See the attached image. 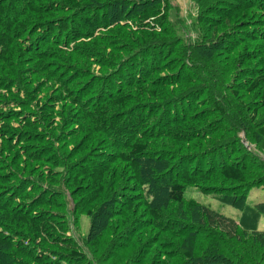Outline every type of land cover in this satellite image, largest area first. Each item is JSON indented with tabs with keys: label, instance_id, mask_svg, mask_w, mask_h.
Segmentation results:
<instances>
[{
	"label": "trees",
	"instance_id": "trees-1",
	"mask_svg": "<svg viewBox=\"0 0 264 264\" xmlns=\"http://www.w3.org/2000/svg\"><path fill=\"white\" fill-rule=\"evenodd\" d=\"M192 1L203 12L221 2ZM116 4L131 9L134 16L128 17L134 23L112 24L105 19L103 8ZM173 8L169 0H40L28 7L30 17L17 33L29 45L36 42L39 46L42 39L52 38L59 24L80 27L71 48L68 43L62 52L53 43L49 46L54 51L36 54L63 63L57 64L63 67L58 77L78 76L74 92L90 96L95 104L87 105L73 95L65 84L69 78L60 83L63 91L59 89L58 96L42 97L41 91L30 86L31 92L24 94L32 109L29 113L21 91L0 90V99L10 109L0 110V264H264V232L256 230L259 217L264 216V201L251 209L242 203L243 196H223L224 203L244 213L235 221L186 196L188 188L204 193L228 186L243 192L264 187V160L259 155H264V71L256 76L249 72L251 76L240 84L250 83L246 94L260 96L257 106L240 118L220 94H216L220 107H213L215 116L209 107L202 109V115L197 110L184 119L163 108L195 90L217 92L211 81L204 89L202 81L187 76V64L177 52L172 64L175 71L166 79L133 76L126 85L115 83L116 90L106 84L142 51L172 41L167 20ZM48 15L54 19H46ZM9 27L7 22L5 28ZM10 43L0 34V73ZM212 44L216 43L206 40L192 46L186 62L209 59ZM246 57L233 53L239 59L234 67L243 66ZM247 59L249 63L254 60L250 54ZM14 81L6 83L14 86ZM225 95L235 99L234 104L242 99L237 91ZM58 105L60 112L55 111ZM139 109L143 112L134 121ZM130 113L132 118L127 119ZM83 119L89 122L87 128L81 125ZM121 119L123 131L134 132L129 134L128 138L134 137L129 143H123L125 138L115 132L120 128L115 121ZM252 145L263 153L254 152ZM81 151L84 154L78 160ZM218 151L223 153L221 158ZM108 152L120 160L110 172L106 170ZM95 155H102L103 161H94ZM208 157L217 161L203 166ZM79 192L90 195L81 202ZM92 197L100 199L94 210L84 206ZM113 203L120 205L119 211H114ZM82 216L92 219L95 229L96 221L103 225L99 235L92 232L78 243L74 233Z\"/></svg>",
	"mask_w": 264,
	"mask_h": 264
},
{
	"label": "rangeland",
	"instance_id": "rangeland-1",
	"mask_svg": "<svg viewBox=\"0 0 264 264\" xmlns=\"http://www.w3.org/2000/svg\"><path fill=\"white\" fill-rule=\"evenodd\" d=\"M39 1L40 0H0V34L1 36H5V38L8 39L9 42H11L7 49V54L4 61L5 63L0 73V78H2V81L0 83L1 92L4 93L6 88H13L16 94H18V91H21L23 98L22 100L23 102H25V111L28 110L27 112L29 113L32 109H29L27 101L24 100V94H27V92H31L32 88H30V86L41 91L42 97L44 95L45 97L54 95L58 96L61 88L63 91V86L61 87L60 83H62V80L69 78V80L67 79L65 84L73 91V95H75L78 99H82L87 105L95 104L94 99H91L90 96L88 97L82 93L80 95L74 92V90L77 89V86L74 85V82L78 80V76L70 74L64 75L63 77H58V72L62 70L63 67L57 64L63 63L55 61V57H52L50 55L42 56L36 54L37 52L43 50L52 52L55 48H60L59 50L63 52L68 48V43H70L71 48L75 43V37H79L80 35L79 33H76L81 30L80 27H76L75 25H73V23L68 24L65 27H62L59 24L57 25L58 29H55L52 38L51 36H48L45 41L42 39L41 42L44 43L40 44L39 46L36 42H31V45H29L28 39L24 40V38H20L18 36V30L20 29L22 24L25 23V20L30 17L28 7L32 4L36 6ZM169 1L171 2V4H173L174 7L167 20L170 30H172L174 34L172 37V41L170 42V39H167L166 43L163 41L164 43L157 45L152 49L142 51V54L140 56L134 57L133 60L129 62V65L117 70V73H115L113 78L106 81L107 86L110 85L109 89L111 88L113 90L114 86L116 90L117 88L115 86V83L118 84V81H123V85H126L128 82L132 81L133 76H137V78L141 77L144 80L150 78L152 75L158 78L160 77L161 79H166L171 72L175 71V67L172 64L174 61L173 57H175V52H177L182 56V63L187 64L185 68V74H188L187 76L192 78L194 76V78L197 79L198 82L202 81L204 89L207 87L208 81H211L212 86H217V92L213 93L209 88V92L201 94L200 90H195L189 94H186L185 97L180 101L172 100L168 103L167 106L166 104H164L163 108H165L169 112L176 113L178 118L182 119L197 112V110L202 115V109L204 107H209L211 112L214 110L213 107H220V102L216 99V94H220V99L223 98L224 100L232 104L228 105L227 108L232 109V112L237 110L238 118L246 116V114H248L254 106H257L256 101L260 100V96L258 94H246L245 89L250 85V83H246L243 85L240 84L245 83L244 81L247 80V78H249L253 73L256 76L260 72L259 70L264 71V0H252L253 2L249 0H221V2L219 1V3L214 5V9H209L204 12L201 9L199 11L198 6L195 4L196 1ZM199 2L201 3V1ZM206 3L207 2L202 1V4ZM114 6L115 7L103 8V13L106 16L105 19L108 20V22L113 21L111 22L112 24L126 23L125 25L134 23L133 17H128L130 16L129 14H131L130 8L124 7L119 4H116ZM131 15L134 16L133 14ZM198 16L199 19L196 21ZM46 19L53 20L54 18L49 17L48 15ZM55 19L58 20V18ZM71 19L77 20L74 18L73 14H71ZM7 22L10 24L9 28H5ZM102 22H104V20ZM12 25H14L15 28ZM227 35H230L228 39ZM206 40H211V42L216 43L214 45L212 44L211 46L209 45L210 49L208 50H211L210 54H208L209 59H205L203 60V62H194L190 60L193 64L192 67L190 61L189 63L186 62L187 60H189L186 57V53L189 52L192 49V46H194L195 44H203ZM219 42L224 44H228V42L230 43L228 45H222L219 44ZM53 43H58L57 45H55V48L49 46ZM168 44H170V47H168ZM175 47H177V50H174ZM233 48L234 50L231 52ZM235 52L244 53L247 55V57L248 54H250L252 55L254 60L252 61V63H249L246 57L245 60L241 61V63H243V66L234 67L236 60H239H235L233 58V53ZM133 62H135L136 65H134V71H130L129 68L130 66H132ZM181 66L182 65H179V67ZM169 67L174 68L170 69ZM249 72L251 73V75L247 76ZM95 78L97 77L95 76ZM6 80H15L14 86L11 84H7ZM95 80L96 83L99 84V81L97 79ZM229 91H237L239 97H241L242 99L237 100L234 104L235 99H233L231 96L230 98H227V96L225 95L229 93ZM0 106L1 112L3 111L4 113H6L10 110L9 107L5 103H3L2 99H0ZM14 106L15 105H13V107ZM152 108L153 109L151 110H155V107ZM55 111L60 112L61 106H56ZM140 112L143 111H141L140 109L136 111L135 115L133 116L134 121L139 119L138 117L141 115ZM214 112L216 111H213L211 115L215 116V114H217ZM34 113L35 111L33 110V113L31 114ZM129 115L130 116L127 119L132 118L131 113ZM149 115H151V113H149ZM261 116L264 117V110H262ZM197 117H194V119H196ZM57 120L62 123V118H60L59 115L57 117ZM121 121H123V119L115 121V125L120 126V128L115 132L121 133L122 137L125 138L123 143H129L134 140V137L128 138L129 134L132 135L134 134V132L123 131V128H121L120 125ZM81 123V125H84L86 128L89 126V122L86 121V119H83ZM242 137L245 141L243 143L247 147H249L250 143L246 140V136L243 135ZM80 139L81 137H78L77 142H79ZM124 145L125 144H123V146ZM239 145L240 147H238V151H241L240 148H242V146L241 144ZM71 148L72 147H70L69 149L71 150ZM251 149L254 152L263 153L256 149L253 145L251 146ZM115 152L117 154V151ZM45 154L48 155V153ZM83 154L84 152L81 151L78 160L82 158ZM108 154L109 157L106 159V164L109 165L107 166L106 170L107 172H110L114 165L120 163V160L115 159L116 154L113 155L114 157L110 156V152H108ZM216 154L219 158H221L223 153L221 151H218ZM235 154L238 155V152L235 151ZM58 155L62 156L61 150ZM259 155L264 160V155ZM229 156L230 158H238L233 156L231 157V155ZM101 157L95 155V157L93 158L94 161L99 163L103 161V158ZM200 159L201 158H199L198 160ZM223 159L225 158L223 157ZM124 161L127 162L126 159ZM216 161V157H208L204 163L202 161V164L204 166L208 163L209 166H212ZM187 170H189V168H187ZM208 170L209 169L207 167L206 171L208 172ZM77 183H79V179L76 181V184ZM123 186V189L127 193L128 187H125V185ZM137 187L139 186L137 185ZM224 188L225 189H218L219 191L216 192H211L209 191V189H206V192L204 193H201L196 188H188L186 196L188 198L196 200V202L204 206H207L212 211L219 212L222 217L229 218L235 221L241 220L244 216V213L228 205V203H224L223 196H226V194L230 196L234 194L237 196H243L242 203L245 204V207L251 209H254L255 206L263 203L264 201V187L262 188L254 186L246 192H243L245 191L244 189H242L241 191H234L235 188L230 186ZM77 189L79 190L78 185ZM223 190L227 191L223 192ZM244 193L245 195H243ZM139 194H141V192ZM89 195L90 193L85 194V192L77 193L78 200H82L81 202H83L85 198L89 197ZM131 195L132 193L130 194V197ZM92 199V201L89 200V202L85 203L84 206L86 208L88 206H91L92 210H94L96 209L97 204L100 203V199L98 197H92ZM128 204L131 205L129 208V210L131 211L133 209L132 204L131 202ZM112 206H114V211L120 210V205L113 203ZM78 221L79 230H75V242L82 243L81 237H88V235L90 236L92 232H97L96 235H99V233L102 231V229L100 228L103 225L102 221H96V229L94 228L95 223L93 222V220L86 216H82ZM256 230L264 232V216L259 217L256 224ZM91 237H95V234ZM137 237L138 236L135 235L133 236V239ZM90 245L93 247L92 243H90ZM82 247L84 248L83 244Z\"/></svg>",
	"mask_w": 264,
	"mask_h": 264
},
{
	"label": "water",
	"instance_id": "water-1",
	"mask_svg": "<svg viewBox=\"0 0 264 264\" xmlns=\"http://www.w3.org/2000/svg\"><path fill=\"white\" fill-rule=\"evenodd\" d=\"M245 142V141H244Z\"/></svg>",
	"mask_w": 264,
	"mask_h": 264
}]
</instances>
